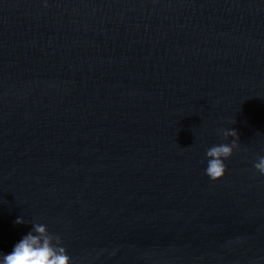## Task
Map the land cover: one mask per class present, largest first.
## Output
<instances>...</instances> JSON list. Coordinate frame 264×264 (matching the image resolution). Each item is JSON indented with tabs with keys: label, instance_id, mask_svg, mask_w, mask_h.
Instances as JSON below:
<instances>
[{
	"label": "water",
	"instance_id": "obj_1",
	"mask_svg": "<svg viewBox=\"0 0 264 264\" xmlns=\"http://www.w3.org/2000/svg\"><path fill=\"white\" fill-rule=\"evenodd\" d=\"M260 155L264 0H0V251L39 222L71 264H264Z\"/></svg>",
	"mask_w": 264,
	"mask_h": 264
},
{
	"label": "clouds",
	"instance_id": "obj_2",
	"mask_svg": "<svg viewBox=\"0 0 264 264\" xmlns=\"http://www.w3.org/2000/svg\"><path fill=\"white\" fill-rule=\"evenodd\" d=\"M225 142L213 144L205 150V174L213 180L220 179L226 171L225 161L239 147V134L234 128L220 129ZM231 137V139H229ZM254 168L264 176V155L257 157ZM16 224H24L17 217ZM0 264H71L61 237L51 233L44 223H31L30 230L16 241L8 252L0 251Z\"/></svg>",
	"mask_w": 264,
	"mask_h": 264
}]
</instances>
